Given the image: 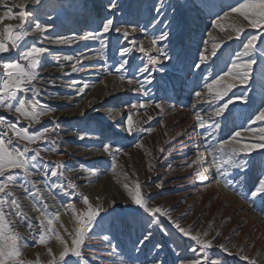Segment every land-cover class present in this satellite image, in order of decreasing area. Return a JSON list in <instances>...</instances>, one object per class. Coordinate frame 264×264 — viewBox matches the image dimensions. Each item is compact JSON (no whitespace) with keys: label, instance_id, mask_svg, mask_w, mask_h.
<instances>
[{"label":"rangeland","instance_id":"374dc122","mask_svg":"<svg viewBox=\"0 0 264 264\" xmlns=\"http://www.w3.org/2000/svg\"><path fill=\"white\" fill-rule=\"evenodd\" d=\"M104 1L105 4L100 6V0H50L48 8H41L40 5H32L29 0H15L17 5L28 4L26 11L32 9L36 19L51 26L49 31L44 34L30 32L21 42V49L35 44L49 50L42 58V80L37 84V87L42 89L43 95L39 96L38 99L42 104L55 108L56 111L42 116L40 123L33 124L30 131H38L42 127L51 126L53 118H55L57 133L48 135L57 140L59 151H42L41 155L50 165L59 161L65 166L63 179L56 177L45 182V178L39 174L31 177L36 187L32 188L31 185H28V188L29 192L36 194L35 199L18 186L21 183L19 178L15 186H10L15 198L21 205L22 211L32 219L33 224L38 225L40 221L47 224L49 218L53 219L51 230H45L46 243L43 245L34 241L31 235L27 234L28 229L24 225L16 224L15 231L25 236V243L28 245L22 249L23 258L31 261L32 264H50L54 256L58 259L66 245L72 246V239L76 235L78 227L77 214H74L67 205L74 204L80 218H83V215L88 211V206L83 204L75 190H71L74 194L69 197L59 189L50 188L51 183H75L78 186V192L87 195L93 207L98 204L109 207L110 202L115 199L123 208L126 201L121 202L127 196L123 184L131 185L134 180L138 179L143 186L144 194L150 197L154 206L174 210V218H180L183 214L188 213L181 219L182 225H191L195 231L208 230V239L216 237L217 232L221 233L214 240L211 255L218 257L222 264H248V261L235 254L241 249L244 250V255L257 260V264H260L264 260V204L259 203V201L253 204L250 202L251 197L244 199L240 193L249 191L253 182L264 176V149L253 151L248 157L249 171L247 179L243 183L239 181L240 173L236 171L233 175L235 182L232 184V188L224 186V181L217 176L215 167L211 164V156L203 144L201 133L204 130L196 126L197 121L195 119L197 111H200V114L208 119V113L213 110L204 103L208 90L203 88V82L210 81L207 75L202 81L200 73L195 68H189L193 60L197 59L198 50L203 47V40L208 41L209 53L211 51L212 43L215 41L211 37L215 29L212 26L215 19L213 13L223 15L226 11L230 12L229 5H235L238 2H243V0H210V3L217 5L212 13L207 9L197 7L194 0H168L165 22L167 20L173 22L171 25L173 35L168 42V48L170 51L178 53L180 59L176 62L165 61L159 66L160 70L153 73L152 84L146 86L148 95L133 91V86L126 81H121L119 74L115 72V68L118 66L115 51L119 34H110L111 43L106 53L99 51V44L96 41L79 39V37L88 31L95 30L104 17L111 15L115 17L114 23H123L124 27L129 29L133 25H138L137 31L131 34L129 40L122 38L119 40L121 45L131 47L130 41L134 39L142 41L145 48L149 49L151 48V37L163 28V23L155 28L151 25V21L156 16L154 11L156 0H119V10H109L107 8L109 0ZM43 2L44 0H42V4ZM18 11L20 10L16 9L14 13H18ZM0 12L3 13L4 10L0 8ZM46 13H50L51 18ZM0 17L3 15L0 14ZM32 19L33 17L29 16V21ZM13 20L20 21L14 18L0 20V33H3L5 27L9 26L4 24ZM224 21V32H228V36L233 22H238L234 20L231 22L229 17L225 18ZM13 27L15 28V26ZM30 27L31 23L25 24V28ZM140 27L146 29V32L139 31ZM16 31H20V29H16ZM261 31V29L246 27L239 40H227L225 35V40L221 41L226 44L223 43V47L217 52V57L210 59L209 65L217 71L225 67L226 61L235 51L240 49L241 42L246 41L248 36L259 34ZM209 32H211V36L207 35ZM72 34H76L78 37L72 45L64 46L65 44L55 43L56 37L71 36ZM232 34L235 36V33ZM261 39L264 40V36ZM216 42H220V40H216ZM9 47L11 51L0 55V61L18 59L19 50L12 49L11 45ZM152 54L155 55L154 52ZM65 55H72L74 58L87 56V59H82V61H86L85 63L77 64L79 71L72 72L71 65L75 61H63L62 57ZM128 59L133 66L142 65L146 62V57L135 50ZM213 60L215 61L214 64L212 63ZM21 63L24 62L21 61ZM97 68L100 70L82 74L85 69ZM261 69H264V63H259L258 60L254 74L258 75ZM2 71V64H0V72ZM204 71L207 72L208 69H204ZM129 74L138 76L134 72ZM108 78L109 80L113 78L112 81L117 83H115L114 89H110L111 91L107 89V94L117 95L110 102L111 104L106 101L107 97L101 99L102 94L100 93ZM138 78L143 79L139 76ZM46 79H49L48 82L45 81ZM50 81H55V85L50 84ZM197 82H200V86H197ZM85 85L87 87H84ZM81 88H83V94L79 93ZM97 88L100 91L94 92L96 96H91L95 91L94 89ZM193 90L200 91L201 97H195ZM233 91L239 92L240 88ZM79 95L81 97L73 104H68L65 101ZM27 96L30 99L32 94L28 93ZM249 96L252 100L250 106L241 107L237 102L233 117L220 134L222 138L228 139L231 134H234L233 123L236 125L244 124L246 127L253 128L260 126L261 122L253 125L251 120L247 119V116L256 111L259 93L250 87ZM59 99L65 100L63 103L57 102ZM152 100L163 101L166 105H174L175 107L167 108L163 114H160L159 110L155 108L147 109V115L154 117L147 123H144L147 121L144 109L137 110L127 107L130 103ZM82 104H92V110L83 111V115H81L77 109L81 108ZM129 112L134 113V127L139 122L140 127H150L152 131L134 135H128L124 132L119 123ZM0 115L6 116L10 122H16V116L10 113L0 110ZM213 119L220 118L213 117ZM28 125L29 121L20 120V126L28 127ZM235 130L242 132L245 143H254L257 139L251 132H244L239 126ZM82 133H92V135L80 140L78 137ZM181 133L182 135H178ZM9 135L12 133L9 132ZM189 137L193 140L191 147H187L185 142ZM109 140L118 144L127 153V155L121 154L117 157L118 166L115 174L111 171V157L104 153L102 148V145ZM137 142H142L143 147H133ZM20 143H26V141ZM42 144L43 142L40 145H30V147L35 148L42 146ZM79 147L88 151L93 150V152H89L90 154L85 155L84 158L76 157L69 152L71 149ZM161 147L171 148L172 151L160 153L159 148ZM92 153L98 154L100 160L90 159ZM197 153L201 157L199 163L191 168L187 167V163H191L197 158ZM149 164L153 166L151 171L148 168ZM169 164L172 165L171 168H168ZM196 169L208 176L206 182L201 183L195 176ZM77 170L84 173L83 178L89 179L95 175L98 176L97 184L100 187L97 186V194L89 193L87 190L89 186L86 184L76 183L73 172ZM13 171L18 172L19 170ZM125 173H127V177H125ZM102 181H104L103 187H101ZM161 181H163L164 186L162 188L156 187ZM100 182L102 183L100 184ZM83 186L87 188L84 191L80 189ZM53 204L57 205L58 208L52 207ZM42 213L45 214L42 215ZM57 213L59 219H55ZM120 215L127 217L128 226H121L115 230L110 242L104 240L105 233L102 230H96V235L89 234L82 246L83 258L78 264H94L93 261H96L93 255L87 252L91 250L88 243L92 239H100L103 245L108 244L109 247L115 245L126 257L134 258L130 264H151L157 255L164 260V264H177L178 260L187 261L194 259L199 254V252L190 251L191 248L197 247L195 243L187 237H181L166 220L164 223L170 233L167 235L160 228L152 227L149 229L146 219L142 223L139 217H133L127 212H120ZM9 219L16 222L19 218L13 216ZM37 231L40 229L37 228ZM145 231H151L152 236L137 254L133 250ZM157 244L163 245V248L158 252L155 250ZM173 244L177 246L175 250L170 247ZM219 244H225L232 254L220 249ZM66 259L69 264H74L76 261L75 257ZM115 262L120 264L117 257L112 263Z\"/></svg>","mask_w":264,"mask_h":264},{"label":"snow or ice","instance_id":"6c2138e0","mask_svg":"<svg viewBox=\"0 0 264 264\" xmlns=\"http://www.w3.org/2000/svg\"><path fill=\"white\" fill-rule=\"evenodd\" d=\"M29 2L32 5H40L41 8H48L50 5V0H44L43 4L42 0H29ZM194 4L197 7L207 9L210 13L217 7V5L210 3V0H194ZM0 6L6 8L4 16L0 17V20L14 18L21 21L15 28L9 25L5 27L3 33H0V55L11 51L9 45H11L12 49L19 50L17 60L0 61L3 69L0 72V110L10 113L17 118L16 122L13 123L6 116L0 115V126H3L0 127V178H2L0 179V264H32L31 261L23 258L22 249L28 245L25 243V236L15 231L16 224L24 225L28 229L27 234L31 235L34 241H38L39 244L43 245L46 243L45 230H51L53 219L49 218L47 224L43 221H40L38 225L33 224L32 219L22 211L21 205L15 198L10 186H15L19 178L21 183L18 186L35 199L36 194L29 192L28 188V185H31L32 188L36 187L31 177L39 174L45 178V182L56 177L63 179L65 177V166L59 161L50 165L41 155L42 151H59L57 140L50 138L48 135L50 133H57L55 118H53L51 126L42 127L38 131H30L33 124L40 123L42 116L56 111L55 108L42 104L38 99L39 96L43 95L42 89L37 87V84L42 80V58L49 50L45 47L36 46L35 44L21 49V42L30 32L44 34L49 31L51 26L41 23L39 19H36L35 12L32 9L26 11L27 4L15 5L9 4L7 0H0ZM13 7H18L20 11L14 13ZM119 7V0H109L107 5L109 10H119ZM167 7L168 0H156L154 5L156 16L151 21V25L155 28L157 25L163 23V28L151 37V48L149 49L145 48L142 41H136L134 39L130 41L131 47L121 45L119 40L121 38L129 40L131 34L137 31L138 25H133L129 29L124 27L123 23H114L115 17L111 15L104 17L95 30L88 31L85 35L79 37V39L96 41L99 44V51L106 53L111 43L110 34H119L115 51L118 66L115 68V72L119 74L121 81H126L129 85L133 86V91L148 95L146 86L152 84L154 80L153 73L160 70L159 66L165 61L176 62L180 59L178 53L170 51L168 48V42L173 35L171 28L173 22L170 20L165 22L167 18ZM229 8L230 12L226 11L223 15L213 13L215 15L212 25L214 28L219 27L224 31L225 28L221 24V21L232 14H236L237 17L242 18L246 23H233L227 40H239L246 27L261 29L262 31L259 34H252L248 36L246 41H242L240 49L235 51L226 61L225 67L220 68L218 71L209 65V61L211 58L217 57V52L223 47V42L213 41L209 53L207 47L208 41L203 40V47L198 50L197 59L193 60L189 68H195L200 73L202 81H204L205 75H207L210 81L203 82V88L208 90L204 103L213 110L208 113V119H205L200 114V111H197L195 113L196 126L204 130L201 133L203 136V144L211 156V164L214 165L217 176L223 179L225 187L232 188V184L235 182L233 180L234 173L236 171L240 173L238 179L243 183L247 179V173L249 171L248 157L253 151L264 149V69H261L258 75L254 74L258 60L259 63H264V40L261 39L264 36V0H243V2H238L235 5H229ZM46 14L51 18L50 13ZM29 16L33 17L31 21H29ZM28 23H31V27L25 28V24ZM16 29H20V31H16ZM139 31L146 32V29L140 27ZM232 33H235V36ZM207 35L211 36L212 34L209 32ZM77 39L76 34L59 36L55 38V43L71 45ZM134 50L139 51L146 57L145 63L137 66H133L130 63L128 57H130ZM153 52L155 55L152 54ZM82 59H87V56L74 58L72 55H65L62 57L63 61H75L71 65L72 72L79 71L77 64H82ZM21 61L24 63H21ZM212 63L214 64L215 61L213 60ZM204 69H208V71L205 72ZM133 72L138 74L139 77H143V79H139L137 75L129 74ZM49 83L53 86L55 85V81H50ZM197 86H200V82H197ZM84 87H87V85ZM250 87L259 93V103L256 111L247 116V119L251 120L253 125L261 122L260 126L253 128L246 127L244 124L236 125L233 123L234 134H231L228 139L222 138L220 134L223 128L228 126V123L233 117L237 102H239L241 107L251 105L252 100L249 96ZM237 88H240L239 92L233 91ZM193 91L195 97H201L200 91ZM28 93L32 94L30 99L27 96ZM79 93L83 94V88L79 90ZM230 105L232 106L231 108ZM127 107L137 110L144 109V114L147 115V109L149 108L158 109L159 113L163 114L167 108L175 106L166 105L163 101L158 102L152 100L130 103ZM81 115H83V112ZM133 115V112H129L120 121L119 126L124 132L128 135H134L143 132L150 133L152 131L150 127H140L139 122L134 127ZM213 117L220 119H213ZM21 119L29 121L28 127L20 126ZM152 119H154L153 116L147 115V121L144 123ZM237 126L241 127L244 132H251L254 137H257L256 141L254 143H245L242 138V132L235 130ZM9 132L12 135H9ZM91 135L92 133H82L78 138L84 140L86 136ZM178 135H182V133ZM21 141H26V143H20ZM41 142H43L42 146L30 147V145H40ZM133 147L142 148L143 144L142 142H137ZM102 148L103 152L111 157V171L115 174L118 166L117 157L121 154L127 155V153L111 140L105 142ZM171 151V148H159L160 153H170ZM200 159L201 157L197 153V158L191 163H187V167L191 168L193 165L198 164ZM152 167L151 164L148 165L149 171L152 170ZM171 167L172 165L169 164L168 168ZM13 170L19 171L14 172ZM194 174L201 183L208 180V176L203 174L199 169H196ZM124 175L127 177V173ZM163 186V181L156 185L159 188ZM49 187L59 189L64 195L69 197H72L74 194L71 190H75L79 198L82 199L83 204L88 206V211L83 215V218H80L75 205L71 203L67 205L74 214H77L78 227L76 229V235L72 239V246L68 247L66 245L59 258L57 259L54 256L50 264H69V261L66 259L68 257H75L76 261L74 264H78L83 258L82 246L85 244V240L89 234L96 235V230H102L105 233L103 236L104 240L110 242L112 233L115 230H118L121 226H128L127 217L121 216L120 212H127L133 217H139L142 223L146 219L149 229L157 227L167 235L170 233L164 223L166 220L181 237L191 239L197 247L191 248L190 251L193 253L199 252V254L194 259L187 261L183 259L178 260L177 264H222V261L218 257L211 255L214 240L221 233L217 232L216 237L208 239V230L195 231L191 225H182L180 221L188 213L183 214L180 218H174V210L162 206H154L150 197L144 194L143 186L138 179L134 180L131 185L127 183L123 184V188L127 192V196L121 202L124 203L126 201L125 207L123 208L115 199L110 202L109 207H105L103 204H98L93 207L89 197L83 193H79L78 186L73 182H68L67 184L53 182ZM240 195L244 199L251 197L250 202L253 204L257 201L264 204V176L254 181L249 191L241 192ZM45 213H42V215ZM13 216L18 217V221L13 222L9 219V217ZM55 219H59L58 213L55 215ZM37 228L40 231H37ZM151 236V231H145V234L139 239L133 251L138 254ZM170 247L175 250L177 246L173 244ZM218 247L232 254L231 250L225 244H219ZM162 248L163 245L160 244L155 246L157 252ZM111 249L110 255L117 257L120 264H130V261L134 259L130 256L126 257L115 245H112ZM235 254L240 255L244 260L248 261V264H257V260L244 255L243 249ZM177 255H179V252H177ZM151 264H164V260L157 255ZM260 264H264V260Z\"/></svg>","mask_w":264,"mask_h":264},{"label":"bare ground","instance_id":"6f19581e","mask_svg":"<svg viewBox=\"0 0 264 264\" xmlns=\"http://www.w3.org/2000/svg\"><path fill=\"white\" fill-rule=\"evenodd\" d=\"M7 2L9 3V4H15V5H17V3L15 2V0H7ZM99 4H100V6L101 5H103V4H105V1L104 0H100V2H99ZM27 6H29L28 4H27ZM0 8L1 9H3L4 10V12L6 11V8L5 7H3V6H0ZM16 9H19L18 7H13V12H15V10ZM20 10V9H19ZM26 10V9H25ZM4 12L3 13H1L0 12V14L1 15H3L4 16ZM17 12V11H16ZM19 12V11H18ZM229 19H231V22H233V20L234 21H236V22H238V23H246L245 21H243L242 20V18H239V17H237L236 16V14H232L231 16H229ZM21 22L20 21H16V20H13L12 22H6L4 25L6 26V25H12V26H17V25H19ZM225 23V21L224 20H222L221 21V24L222 25H225L224 24ZM234 23V22H233ZM219 29V30H218ZM225 31V30H224ZM224 31H222L219 27H215V29H214V33H213V36H211L215 41L216 40H220V42H222V41H224L225 39V35H226V37H227V33L226 32H224ZM226 33V34H225ZM222 40V41H221ZM224 43V42H223ZM73 44V43H72ZM71 44V45H72ZM224 44H226V43H224ZM64 46H67L66 44L64 45ZM82 62H86V61H82ZM98 70H100L99 68H97V69H93V70H91V69H85V70H83V73L82 74H89L90 72L92 73H94V72H96V71H98ZM97 77V76H96ZM91 78H95V77H91ZM49 80V79H48ZM48 80L46 79L45 81H47L48 82ZM112 80H113V78H112ZM112 80H109V78H108V80H107V83L105 84V85H103L104 87L101 89V91H100V89H94L95 91H93V94L91 95V96H96L95 95V93L94 92H96V93H98L99 91H100V93L102 94L101 96V99H103V97H107V102L108 103H110V102H112L114 99H115V97L117 96V95H115V94H113V93H109V94H107V89H114L115 88V83H116V81H115V83L112 81ZM115 80V79H114ZM106 82V81H105ZM117 84V83H116ZM48 86V85H47ZM49 87V86H48ZM102 87V86H101ZM105 88V89H104ZM110 90V91H111ZM86 91V90H85ZM105 91H106V93H105ZM103 94H105L104 96H103ZM81 97V95H79V96H77V97H72V98H70V99H68V100H65V99H59L57 102H64V100L66 101V102H68V104H73L74 102H76L77 100H78V98H80ZM90 97V96H89ZM102 101V100H101ZM53 102V101H52ZM55 102V101H54ZM90 103V102H89ZM92 103V102H91ZM58 104V103H57ZM111 104V103H110ZM81 108H78L77 109V111H79V112H86V111H89V110H92V104H89V105H84V104H82L81 106H80ZM76 111V112H77ZM110 112V111H109ZM108 113V112H107ZM56 118H59V116L57 117L56 116ZM116 119V118H115ZM192 138L191 137H189L188 139H186V146L187 147H191L193 144H192ZM184 142V143H185ZM184 147V146H183ZM176 151V150H175ZM71 154H73V155H75L76 157H79V158H84L85 157V155H89L90 153L89 152H93V150L92 151H88L87 149H84V148H82V147H79V148H73V149H71L70 151H69ZM90 159H92V160H95V161H97V160H100V157H99V155L98 154H91L90 155ZM83 172H81V170H77L76 172H73V177L75 178V181H76V183H79V184H86L87 186H89V188L87 189L86 187H82V188H80L81 190L83 189V191H84V189H87L88 190V192L89 193H92L93 195L96 193L97 194V186L98 187H100L99 186V184H97L98 183V176H93V177H91V178H89V179H87L86 177L85 178H83ZM190 179V178H189ZM103 182V183H102ZM102 182H100V184L102 185L101 187H103V185H104V181H102ZM110 182V181H109ZM111 183V182H110ZM109 185V184H108ZM81 187V186H80ZM107 187V186H106ZM109 188V187H108ZM107 188V189H108ZM102 189V188H101ZM98 191H99V189H98ZM45 192V191H44ZM87 193V192H86ZM96 196V195H95ZM99 196V195H98ZM56 206V208H58V206L57 205H54L53 204V206L52 207H55ZM89 241H91L90 243H88V245L90 246V249L91 250H89V251H87L88 253H90V255H93V258L94 259H96V261H93L94 262V264H113L112 262H113V260H116V257L115 256H112V255H110V252H111V247H109L108 246V244H105V245H103L101 242H100V239H92V240H89ZM47 254V253H46ZM45 256V255H44ZM88 258H90V257H88ZM116 263H118V262H115L114 264H116ZM120 263V262H119Z\"/></svg>","mask_w":264,"mask_h":264}]
</instances>
